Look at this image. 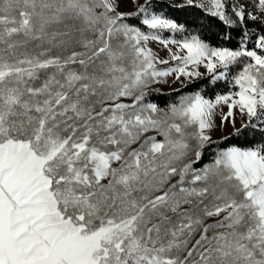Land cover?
Listing matches in <instances>:
<instances>
[{
	"label": "snow or ice",
	"instance_id": "snow-or-ice-1",
	"mask_svg": "<svg viewBox=\"0 0 264 264\" xmlns=\"http://www.w3.org/2000/svg\"><path fill=\"white\" fill-rule=\"evenodd\" d=\"M0 264H264V0H0Z\"/></svg>",
	"mask_w": 264,
	"mask_h": 264
}]
</instances>
